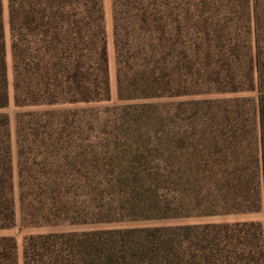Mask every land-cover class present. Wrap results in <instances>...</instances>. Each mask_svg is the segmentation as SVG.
<instances>
[{
    "label": "trees",
    "instance_id": "1",
    "mask_svg": "<svg viewBox=\"0 0 264 264\" xmlns=\"http://www.w3.org/2000/svg\"><path fill=\"white\" fill-rule=\"evenodd\" d=\"M211 6L220 16L203 20L216 23V41L202 53L189 1L112 0L118 99L257 92L256 124L246 98L191 100L183 105L197 121L169 130L142 123L129 133L135 140L110 147L83 136L89 110L77 108L111 98L104 0H8L14 104L36 108L17 115L24 227L264 211V0ZM3 15L0 0V109L10 103ZM201 54L209 67L219 64L209 81L198 77ZM165 134L174 147L163 145ZM106 145L119 157L114 170L102 161ZM15 224L9 117L0 113V230ZM23 260L264 264V223L49 232L25 238ZM0 264H18L14 237L0 236Z\"/></svg>",
    "mask_w": 264,
    "mask_h": 264
},
{
    "label": "rangeland",
    "instance_id": "2",
    "mask_svg": "<svg viewBox=\"0 0 264 264\" xmlns=\"http://www.w3.org/2000/svg\"><path fill=\"white\" fill-rule=\"evenodd\" d=\"M192 4L194 16L197 20L195 25L198 29V41L201 44L202 53H205L207 43H215L213 30L216 23L212 20L205 22L203 19L215 13V7L211 6L212 0H181ZM4 4V31L5 40L7 45V63H8V81H9V96L10 103L4 108L0 109L1 114L9 117V131L11 137V159L13 169V182L15 186L16 196V224L10 229L0 230V236H11L17 242V260L18 264H24L23 249L25 238L31 235L45 234L49 232L61 231H98V230H123L135 228H157V227H175L181 225L192 224H206V223H225L236 221H260L264 223V211H257L244 214H229V215H215L204 217H187V218H172V219H151V220H124L117 222H105L97 224H86L77 226H62L57 228L50 227H24L21 220V210L19 203V175H18V145H17V115L22 111L35 110L36 108H18L14 104V88H13V68H12V54H11V34L9 27V9L8 0H3ZM104 7L106 13V26L108 36V54H109V67H110V80H111V98L107 101L78 105L77 108H88L86 116L80 120L86 125V132L83 136L91 137L99 141V143H111L113 147L117 142L131 138L135 140V136L129 134L131 129L135 126H140L142 123L147 125V129H153V123L162 124L166 130L177 128L181 124L190 125L194 120L197 121V115L185 107L183 104L191 100H224L233 98H246L249 107V117L251 123L256 124L257 117L254 115V109L257 106V92H240V93H208L193 96H180V97H164L151 100H135V101H119L117 93V64L116 52L114 43V30H113V8L112 0H104ZM213 15V14H212ZM220 16V15H218ZM229 18H237L232 14H228ZM222 27V25L220 26ZM208 40V41H207ZM203 46V47H202ZM216 59L212 67L218 69ZM204 61V56L197 62V72L200 81L207 80L209 75H212L211 68ZM213 70V72H214ZM196 72V70H195ZM196 72V73H197ZM217 72V71H216ZM215 72V73H216ZM213 76V75H212ZM214 79V78H213ZM209 81V79H208ZM137 104H148L151 107L141 108ZM129 106V107H127ZM126 107V108H125ZM73 108V107H72ZM241 112L245 113L247 110ZM248 112V111H247ZM246 115V113H245ZM213 117V114H209ZM242 118V117H241ZM90 128V129H89ZM165 130V129H163ZM174 135H162V143L165 146L174 147L176 145ZM178 139V138H177ZM112 149V148H111ZM101 157L104 164L107 165V170H114L118 163V155L114 150H107L106 146H101ZM124 154V153H122ZM110 164V165H108Z\"/></svg>",
    "mask_w": 264,
    "mask_h": 264
}]
</instances>
